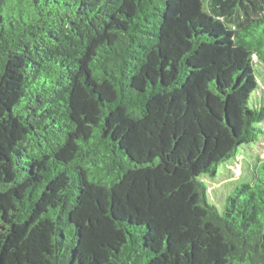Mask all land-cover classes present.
Returning a JSON list of instances; mask_svg holds the SVG:
<instances>
[{"label":"trees","instance_id":"16d2710c","mask_svg":"<svg viewBox=\"0 0 264 264\" xmlns=\"http://www.w3.org/2000/svg\"><path fill=\"white\" fill-rule=\"evenodd\" d=\"M0 264H264V0H0Z\"/></svg>","mask_w":264,"mask_h":264},{"label":"rangeland","instance_id":"374dc122","mask_svg":"<svg viewBox=\"0 0 264 264\" xmlns=\"http://www.w3.org/2000/svg\"><path fill=\"white\" fill-rule=\"evenodd\" d=\"M259 153L260 148L257 144L241 148L237 153L240 165L237 164L233 166V170H228V173H231L234 178L229 177L227 169L223 165L219 167L215 177H209L204 174L200 175L198 179L206 186L208 202L214 204L220 212H223L227 203V197L232 194L236 184L249 181L247 176L252 171V168L257 166Z\"/></svg>","mask_w":264,"mask_h":264}]
</instances>
